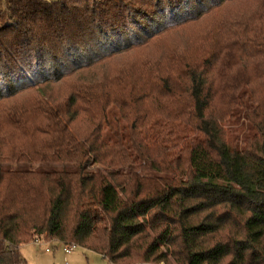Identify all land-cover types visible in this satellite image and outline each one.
<instances>
[{"label":"trees","instance_id":"obj_1","mask_svg":"<svg viewBox=\"0 0 264 264\" xmlns=\"http://www.w3.org/2000/svg\"><path fill=\"white\" fill-rule=\"evenodd\" d=\"M233 1L0 4V264L42 240L109 264H264V0L212 14Z\"/></svg>","mask_w":264,"mask_h":264},{"label":"rangeland","instance_id":"obj_2","mask_svg":"<svg viewBox=\"0 0 264 264\" xmlns=\"http://www.w3.org/2000/svg\"><path fill=\"white\" fill-rule=\"evenodd\" d=\"M0 4L2 8H5L6 0H0ZM246 5L247 7L250 6L252 7L251 9H254L257 5V0H235L233 2L227 3L223 7L216 10L215 12H212V14L216 13L217 11H228L233 8H238V7L246 6ZM188 23L189 24L183 26L179 30H173L167 34L162 35L161 38H156L154 42H152L151 44H148L146 46L143 45L138 49H134L127 53L116 56L114 58L115 61L121 60V59L126 60L128 57H132L133 55L139 56L137 54L157 55V54L162 53L164 48L168 45H171L174 41L183 42L186 36L190 34V28L196 24H200L201 21L199 20L197 22H192V23L188 22ZM64 87L61 86L57 89V85H56L54 93L59 94L60 92H63L64 89L67 88L66 86ZM27 92H24L23 95H27ZM32 93H35V91H32ZM86 125L88 124H85L79 120L73 123V126L75 128H80V129H84ZM62 166L64 167L60 169V167ZM97 167L98 165L88 166L89 169H95ZM2 168L3 169L31 168V169L45 171V170H70V169H73L74 166L69 165L68 163L10 164V163L5 162L2 164ZM216 239H219V238H216ZM62 246L63 244L60 242L46 241V240H42L41 242L33 241L30 243L24 244V246H22V255L24 256L26 261L23 264H75L73 263V260H75L73 259V255L82 253V252L85 253L82 259L83 264H109V262L98 253L83 251L81 248L77 247L71 254L68 255L63 251ZM47 248L51 250V253L46 251ZM53 254L56 255V262L54 261L55 263H53V258H52ZM139 264H144V261L140 262ZM149 264H165V263L164 262L156 263V262L150 261Z\"/></svg>","mask_w":264,"mask_h":264},{"label":"crops","instance_id":"obj_3","mask_svg":"<svg viewBox=\"0 0 264 264\" xmlns=\"http://www.w3.org/2000/svg\"><path fill=\"white\" fill-rule=\"evenodd\" d=\"M24 246V245H23ZM21 251H22V248H21ZM47 251V250H46ZM47 252H50L51 253V251H47ZM72 253V252H71ZM70 253V254H71ZM84 252H82V253H78V254H74L73 255V259H75V260H73V263H75V264H83V262H82V259H83V257H84ZM52 258H53V263H55L56 262V255H54L53 254V256H52ZM55 261V262H54Z\"/></svg>","mask_w":264,"mask_h":264},{"label":"built area","instance_id":"obj_4","mask_svg":"<svg viewBox=\"0 0 264 264\" xmlns=\"http://www.w3.org/2000/svg\"><path fill=\"white\" fill-rule=\"evenodd\" d=\"M68 251V249H66ZM47 251H49V248H47Z\"/></svg>","mask_w":264,"mask_h":264}]
</instances>
